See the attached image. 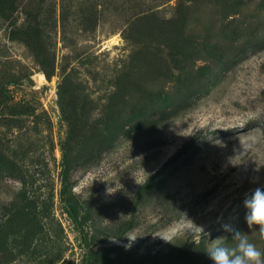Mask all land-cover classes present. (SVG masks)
Segmentation results:
<instances>
[{"label": "rangeland", "instance_id": "rangeland-1", "mask_svg": "<svg viewBox=\"0 0 264 264\" xmlns=\"http://www.w3.org/2000/svg\"><path fill=\"white\" fill-rule=\"evenodd\" d=\"M256 187L264 0H0V264H212L226 228L264 253Z\"/></svg>", "mask_w": 264, "mask_h": 264}, {"label": "clouds", "instance_id": "clouds-1", "mask_svg": "<svg viewBox=\"0 0 264 264\" xmlns=\"http://www.w3.org/2000/svg\"><path fill=\"white\" fill-rule=\"evenodd\" d=\"M244 206L247 210L245 213L247 226L250 229L254 225L258 226L260 239L264 240V189L256 187L249 194H246ZM185 218L191 221L186 213ZM196 227L200 235L207 233L202 225H196ZM226 231L231 232V244L228 243V238L224 236L209 241L206 255L212 264H264V253L254 243L250 242L247 233L232 228H226ZM179 235V232L169 229L164 234H156L153 237L173 244V240ZM125 237L129 241V244L125 245L127 248L140 236Z\"/></svg>", "mask_w": 264, "mask_h": 264}, {"label": "trees", "instance_id": "trees-1", "mask_svg": "<svg viewBox=\"0 0 264 264\" xmlns=\"http://www.w3.org/2000/svg\"><path fill=\"white\" fill-rule=\"evenodd\" d=\"M62 194V200H63V196L65 194V190L61 191ZM64 209L66 211V213L68 214V216L70 217V219L72 220V222L74 223V225L76 226V228H78V230L81 232V220L79 219V209L77 207V205L75 204L74 201L66 198H64ZM170 259V258H169Z\"/></svg>", "mask_w": 264, "mask_h": 264}, {"label": "bare ground", "instance_id": "bare-ground-1", "mask_svg": "<svg viewBox=\"0 0 264 264\" xmlns=\"http://www.w3.org/2000/svg\"><path fill=\"white\" fill-rule=\"evenodd\" d=\"M41 76H42V74H41Z\"/></svg>", "mask_w": 264, "mask_h": 264}]
</instances>
